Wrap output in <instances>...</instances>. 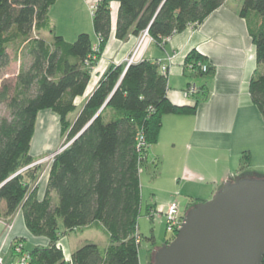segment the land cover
<instances>
[{
    "label": "trees",
    "instance_id": "trees-1",
    "mask_svg": "<svg viewBox=\"0 0 264 264\" xmlns=\"http://www.w3.org/2000/svg\"><path fill=\"white\" fill-rule=\"evenodd\" d=\"M56 1L0 0V105L5 111L0 115V220L7 221L20 210L30 234L47 239L26 252V264H141L140 161L158 141L162 117L193 114L196 105L173 104L161 64L143 59L109 65L72 122L69 115L112 32L117 40H125L147 30L159 43L188 26L196 27L225 0H97L91 13L96 46L89 33H78L72 42L54 33L49 10ZM112 2L117 4L114 20ZM238 15L246 22L259 68L264 65V0H243ZM43 32L51 33V39ZM10 51L20 60L12 78L4 74L12 61ZM203 61L192 50L184 65L200 71ZM206 66V73H211L213 68ZM257 68L248 91L264 123V72ZM44 110L58 117L60 135L65 136L62 145L88 125L52 157L39 198L29 186L36 179L35 169L16 173L36 159L30 147L38 114ZM107 110L114 112L112 117ZM140 135L146 148L138 147ZM242 159L239 171L247 152ZM190 200L186 210L204 201ZM92 224L105 230L109 243L86 241L65 258L58 243L60 230ZM24 239L14 237L11 243Z\"/></svg>",
    "mask_w": 264,
    "mask_h": 264
},
{
    "label": "crops",
    "instance_id": "crops-1",
    "mask_svg": "<svg viewBox=\"0 0 264 264\" xmlns=\"http://www.w3.org/2000/svg\"><path fill=\"white\" fill-rule=\"evenodd\" d=\"M242 1L225 0L196 27L188 26L159 43L144 37L133 61L146 59L165 65L168 99L177 106L196 105L193 114H166L162 117L158 141L148 147L143 164L149 162L151 156L161 162L169 159L176 169L185 171V178L197 184L198 193L193 196L198 200L209 199L222 180L238 173L242 162L237 161V168L236 160L232 162V154L240 156L252 150L253 143L248 138L247 130L252 133L253 124L264 136L262 117L248 91L249 80L257 67L255 47L246 22L238 15ZM111 6L114 20L117 4L112 2ZM77 32L73 35L76 36ZM89 34L96 46L97 36L94 31H89ZM139 40L140 35L117 40L112 32L92 67L83 95L75 99L76 108L69 115L71 122L80 113L107 67L111 64L127 65L125 58L137 47ZM192 50L204 58L202 64L213 68L211 73L185 68L184 60ZM257 72L263 73L264 65L257 68ZM190 85H195L198 93L186 96L184 91ZM113 113L107 110L108 117H112ZM51 116L48 114V118ZM165 143L169 153L162 147ZM89 228H95L106 237L107 243L101 246L109 243L105 230L96 224L83 227L84 230ZM28 233L20 210L10 224L0 220V256L8 251L14 237L26 239ZM154 242L155 238L151 244ZM144 262L140 259L141 264ZM12 263L14 260H7L6 264Z\"/></svg>",
    "mask_w": 264,
    "mask_h": 264
},
{
    "label": "rangeland",
    "instance_id": "rangeland-1",
    "mask_svg": "<svg viewBox=\"0 0 264 264\" xmlns=\"http://www.w3.org/2000/svg\"><path fill=\"white\" fill-rule=\"evenodd\" d=\"M96 1L97 0H57L49 10L54 33L56 35H61L66 41L72 42L75 39L73 35L74 32L78 31L77 34L81 32H92L91 13ZM112 10L114 11L113 7ZM43 36L46 39H51L52 34L43 32ZM10 56L12 61L4 71V74L12 78L19 68L20 60L14 58L12 51H10ZM189 69L191 68L189 67ZM199 70L200 72L202 71V69ZM206 71H208V68L202 71V73H206ZM196 90V93H198V89ZM3 113H5V111L0 105V115ZM48 114H52L51 118H48ZM256 117H258V115H256ZM247 134L249 140L253 143V147L251 151L247 152L248 159L247 162L244 163L242 171L238 172L246 174L247 176L256 175L257 177L264 178V136L257 130L255 124H253L252 133L251 130H247ZM64 141L65 136L60 135L58 117L51 111H40L30 147V153L38 156L32 163L16 173L24 172L25 169L29 168L35 169L36 179L30 181L29 186L30 188L34 186L35 192L39 198L43 195L46 183V176L42 175L51 163V156L53 157L56 151L60 152L70 143L62 145ZM167 146L166 143L162 145L163 149H165V151L167 150L169 153V148ZM53 150L56 151L53 152ZM42 151L47 152L39 155L38 153ZM242 156L243 154L238 156L233 153L232 162H234V160H236L235 162L239 160L242 162ZM146 162L145 164L142 163L143 165H141V171L139 172L141 202L137 219L138 233L140 236L138 238L140 243L138 255L143 262L145 261L144 264L150 261L152 251L155 248L174 238L172 234L166 230L165 217L159 212V209H165L170 203H175L180 210L183 211L187 203L191 201L190 199L194 198V193H198L197 184L190 182L189 178H185V176H183L185 171L176 169L175 165H173L169 159L166 158L161 162L158 158L156 159L154 156H151L149 162ZM236 166L237 168L239 167L238 162ZM149 206H152V209L148 212ZM11 218L4 222L10 224L13 218H15V215H13L12 219ZM78 230L79 231H64L63 233L61 232L59 236L58 243L63 249L65 258H68L71 251L81 245L85 239L86 241L98 243L99 245L107 243L106 237L95 228L85 230L81 228ZM152 236L155 238L154 244L150 242ZM16 241L11 243L10 247L7 249L8 251L3 254L2 258L4 264L7 263V260H14V263H17L21 258L25 257L26 252L32 247L44 244L46 238L28 233L26 239L21 242Z\"/></svg>",
    "mask_w": 264,
    "mask_h": 264
},
{
    "label": "water",
    "instance_id": "water-1",
    "mask_svg": "<svg viewBox=\"0 0 264 264\" xmlns=\"http://www.w3.org/2000/svg\"><path fill=\"white\" fill-rule=\"evenodd\" d=\"M263 256L264 178L238 172L222 180L209 199L188 207L174 238L155 248L149 262L261 264Z\"/></svg>",
    "mask_w": 264,
    "mask_h": 264
},
{
    "label": "built area",
    "instance_id": "built-area-1",
    "mask_svg": "<svg viewBox=\"0 0 264 264\" xmlns=\"http://www.w3.org/2000/svg\"><path fill=\"white\" fill-rule=\"evenodd\" d=\"M94 9V7H93ZM144 37H149L150 39H152L148 33H147V30H144L141 34H140V40L138 42V45L137 47L131 52V54L125 58V61L127 64H130L131 62L134 61V58L137 54V51H138V48L140 47L141 43H142V40ZM199 65V64H198ZM190 68H193L192 66H190ZM207 68V66L205 64H202L201 65V69L202 71H205ZM160 70L165 73L166 72V66L165 65H162L160 66ZM196 86L195 85H190L185 91H184V94L187 96V95H193L196 93ZM148 145H147V142L146 140L144 139V137L142 135H140L138 137V147L139 148H146ZM52 158V156H51ZM141 164L142 162L140 161V164H139V168L141 167ZM159 212L165 217V221H166V230L168 232H170L172 234V236L174 237V235L178 232V230L180 229L181 227V223H182V220H183V216L181 215V212H180V208L178 207L177 204L175 203H170L167 208H160L159 209ZM26 260H27V254L25 255V257L21 258L17 263H12V264H26ZM0 264H4L3 263V259L2 257L0 256Z\"/></svg>",
    "mask_w": 264,
    "mask_h": 264
},
{
    "label": "flooded vegetation",
    "instance_id": "flooded-vegetation-1",
    "mask_svg": "<svg viewBox=\"0 0 264 264\" xmlns=\"http://www.w3.org/2000/svg\"><path fill=\"white\" fill-rule=\"evenodd\" d=\"M185 211H186V208H184L183 211L180 210L182 216L184 215ZM164 243H168V242H164Z\"/></svg>",
    "mask_w": 264,
    "mask_h": 264
}]
</instances>
